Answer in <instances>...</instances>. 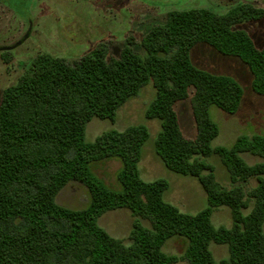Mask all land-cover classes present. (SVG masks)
Listing matches in <instances>:
<instances>
[{
  "label": "trees",
  "instance_id": "16d2710c",
  "mask_svg": "<svg viewBox=\"0 0 264 264\" xmlns=\"http://www.w3.org/2000/svg\"><path fill=\"white\" fill-rule=\"evenodd\" d=\"M263 19L264 9L250 3L224 14L172 11L141 39L142 53L130 37L117 58L102 44L73 63L38 55L31 71L0 97V264H264V136H240L231 147H213L220 128L211 108L236 115L245 92L236 79L202 70L191 58L203 43L240 59L253 75V91L264 97V47L242 28ZM151 83L156 98L146 118L161 123L157 155L169 171L197 179L208 196L209 206L195 215L165 200L167 180L142 178L139 165L150 138L146 126L108 131L86 142L94 118L115 123L119 109ZM184 100L192 108L194 138L181 128L176 105ZM245 153L263 161L250 166L241 157ZM211 156L222 159L234 187L218 182L206 161ZM114 159L122 164L119 191L91 169ZM254 179L258 185L247 191L244 184ZM71 182L88 189L86 209L56 202ZM221 207L231 210V228L212 223ZM122 209L135 219L130 245L99 224L105 213ZM174 237L187 240L182 256L163 250ZM213 243L227 245L229 258L217 263Z\"/></svg>",
  "mask_w": 264,
  "mask_h": 264
},
{
  "label": "rangeland",
  "instance_id": "374dc122",
  "mask_svg": "<svg viewBox=\"0 0 264 264\" xmlns=\"http://www.w3.org/2000/svg\"><path fill=\"white\" fill-rule=\"evenodd\" d=\"M239 3H250L264 9V0H0V48L22 42L11 51H0V97L6 88L15 85L31 71L34 59L40 54H50L73 63L102 44L107 48L109 57L117 58L130 37L136 40V51L142 53L141 39L154 26L163 24L168 13L211 9L224 14ZM242 28L248 31L258 47H264V19ZM191 58L202 70L236 79L245 92L236 115L227 114L215 106L211 108L212 118L220 128L213 147H231L240 136H264V97L253 91V75L248 67L240 59L224 56L203 43L192 50ZM155 98L156 90L151 83L119 109L115 123L94 118L87 126L86 142L93 143L108 131L123 132L132 126H146L150 138L143 148L139 165L142 178L146 182L167 180L170 189L165 193V200L182 213L195 215L209 206L208 196L197 179L169 171L157 155L155 143L161 123L146 118L147 109ZM176 109L185 136L196 137L190 101L179 102ZM241 157L250 166L263 161L248 153ZM206 161L215 167L219 183L228 189L234 187L229 179L228 168L220 157L211 156ZM121 166V162L114 159L95 162L91 169L111 189L119 191L121 186L117 173ZM257 185L255 179L244 184L247 191ZM56 202L68 209L80 211L90 205L91 195L82 184L71 182L58 195ZM244 213L247 215L250 210ZM134 220L130 210L122 209L105 213L99 224L111 236L130 245L128 238ZM212 223L216 228H231V210L228 207L217 209L213 213ZM186 247L185 238L174 237L163 250L168 255L182 256ZM211 251L217 263L230 256L227 245L213 243Z\"/></svg>",
  "mask_w": 264,
  "mask_h": 264
},
{
  "label": "water",
  "instance_id": "95a60500",
  "mask_svg": "<svg viewBox=\"0 0 264 264\" xmlns=\"http://www.w3.org/2000/svg\"><path fill=\"white\" fill-rule=\"evenodd\" d=\"M21 43L22 42H18L17 45L19 46ZM13 49H15V47H13V46L12 47H4V48H0V51H6V52H8V51H11Z\"/></svg>",
  "mask_w": 264,
  "mask_h": 264
}]
</instances>
